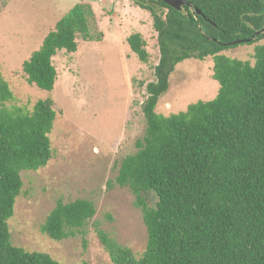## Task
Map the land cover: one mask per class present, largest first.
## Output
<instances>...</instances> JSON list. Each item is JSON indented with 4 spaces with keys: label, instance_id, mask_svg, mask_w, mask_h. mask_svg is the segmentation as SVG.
Listing matches in <instances>:
<instances>
[{
    "label": "trees",
    "instance_id": "obj_1",
    "mask_svg": "<svg viewBox=\"0 0 264 264\" xmlns=\"http://www.w3.org/2000/svg\"><path fill=\"white\" fill-rule=\"evenodd\" d=\"M188 1L177 9L165 0H133L153 18L160 60L143 105L146 132L123 158L116 182L135 195L149 239L137 256L100 227L98 235L114 264H264V44L255 47L254 63L222 53L264 40V0ZM79 37H104L91 3L76 4L24 62L28 82L52 91L58 78L54 57L77 51ZM127 41L147 63L143 35L135 32ZM211 56L217 96L185 111L159 113L176 66ZM13 100L0 69V264H63L12 240L9 219L23 190L22 172L49 163L57 118L52 98L32 108L10 106ZM96 213L93 200H59L42 231L64 240L83 233Z\"/></svg>",
    "mask_w": 264,
    "mask_h": 264
},
{
    "label": "rangeland",
    "instance_id": "obj_2",
    "mask_svg": "<svg viewBox=\"0 0 264 264\" xmlns=\"http://www.w3.org/2000/svg\"><path fill=\"white\" fill-rule=\"evenodd\" d=\"M91 3L104 32L101 40L78 38L75 52L54 57L58 78L52 91L28 82L23 64L38 50L57 22L76 4ZM140 32L149 61L135 54L127 38ZM264 40L222 51L249 60ZM160 60L158 32L149 11L133 0H0V69L15 100L10 106L32 108L52 98L57 110L51 133L53 156L38 170L22 172L24 186L9 219L14 245L46 252L63 264H114L98 235L102 228L137 256L145 251L149 234L136 197L116 182L123 158L136 151L147 119L143 105L147 87L156 81ZM214 59L188 58L170 76V86L156 110L170 115L198 101L214 99L220 83L213 75ZM93 200L97 213L84 232L54 240L42 231L59 200ZM149 204L157 197L151 194Z\"/></svg>",
    "mask_w": 264,
    "mask_h": 264
},
{
    "label": "water",
    "instance_id": "obj_3",
    "mask_svg": "<svg viewBox=\"0 0 264 264\" xmlns=\"http://www.w3.org/2000/svg\"><path fill=\"white\" fill-rule=\"evenodd\" d=\"M165 1H166L169 5H171V6L175 7V8H177V9H182V7H183L184 5H190V4H191V2L188 1V0H165ZM196 10H197V12H198L199 14L202 13V11H201L200 9H198L197 7H196ZM262 30L264 31V28H263Z\"/></svg>",
    "mask_w": 264,
    "mask_h": 264
}]
</instances>
